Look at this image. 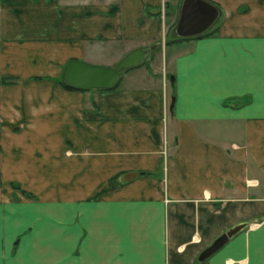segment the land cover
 <instances>
[{"label":"crops","instance_id":"obj_1","mask_svg":"<svg viewBox=\"0 0 264 264\" xmlns=\"http://www.w3.org/2000/svg\"><path fill=\"white\" fill-rule=\"evenodd\" d=\"M181 1L0 0V264H264V0L173 40ZM98 42L148 52L66 88Z\"/></svg>","mask_w":264,"mask_h":264},{"label":"water","instance_id":"obj_2","mask_svg":"<svg viewBox=\"0 0 264 264\" xmlns=\"http://www.w3.org/2000/svg\"><path fill=\"white\" fill-rule=\"evenodd\" d=\"M218 14V7L209 0H182L174 32L179 37L201 34L212 26ZM147 52L146 48H134L113 65L71 58L62 69L61 81L65 86L81 90L113 88L125 69L144 62ZM174 99L175 97L172 96L170 108L174 105ZM246 225L247 222L244 221L227 228L199 253L198 259L209 257Z\"/></svg>","mask_w":264,"mask_h":264},{"label":"rangeland","instance_id":"obj_3","mask_svg":"<svg viewBox=\"0 0 264 264\" xmlns=\"http://www.w3.org/2000/svg\"><path fill=\"white\" fill-rule=\"evenodd\" d=\"M175 32H173L174 34ZM169 36L167 34H165L164 36V39H162L161 41L159 42H162L164 43H167L168 40H169ZM101 39V38H100ZM101 41V40H100ZM158 42V43H159ZM156 44H152V47L155 46ZM94 53L99 54L98 56H96L97 58H101V59H104L105 60V63H101V64H106V43H101V42H98L95 44V50H94ZM96 63V62H95ZM65 65V64H64ZM64 67V66H63ZM60 79H61V75L59 76ZM12 79H14V77H4L3 78V82L4 83H7V82H12Z\"/></svg>","mask_w":264,"mask_h":264},{"label":"trees","instance_id":"obj_4","mask_svg":"<svg viewBox=\"0 0 264 264\" xmlns=\"http://www.w3.org/2000/svg\"><path fill=\"white\" fill-rule=\"evenodd\" d=\"M210 31H207V32H205V33H202V34H207V33H209ZM199 35H201V34H199ZM184 38H186V37H179V36H177V37H175L173 40H178V39H184ZM60 82L62 83V81H61V79H60ZM63 84V83H62ZM64 85V84H63ZM65 86V85H64ZM66 88H71V89H74L73 87H69V86H65Z\"/></svg>","mask_w":264,"mask_h":264},{"label":"built area","instance_id":"obj_5","mask_svg":"<svg viewBox=\"0 0 264 264\" xmlns=\"http://www.w3.org/2000/svg\"><path fill=\"white\" fill-rule=\"evenodd\" d=\"M167 107V106H166Z\"/></svg>","mask_w":264,"mask_h":264}]
</instances>
